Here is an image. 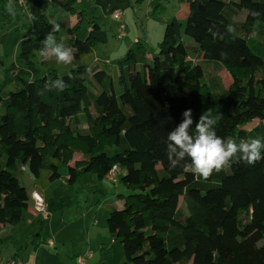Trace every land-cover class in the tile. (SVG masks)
Instances as JSON below:
<instances>
[{
    "label": "trees",
    "instance_id": "obj_1",
    "mask_svg": "<svg viewBox=\"0 0 264 264\" xmlns=\"http://www.w3.org/2000/svg\"><path fill=\"white\" fill-rule=\"evenodd\" d=\"M186 1L184 26L166 21L150 59L137 42L102 68L88 63L99 59L106 32L86 21L77 0H28L24 69L0 82V232L15 229L28 209L23 168L43 189L60 179L59 164L80 152L70 185L85 173L102 180L113 166L124 171L119 182L128 194L121 209L107 208L106 219L123 264H264V159L230 161L204 179L169 168L164 146L186 109L194 123L209 111L222 138L264 135V47L249 38L255 23L264 24V0ZM56 10L66 20L55 19ZM242 11L244 21L236 22ZM54 24L57 41L73 54L67 65L39 55ZM205 64L230 73L225 92L206 86ZM55 79L64 80V91L44 92ZM254 120L258 125L244 131Z\"/></svg>",
    "mask_w": 264,
    "mask_h": 264
},
{
    "label": "rangeland",
    "instance_id": "obj_2",
    "mask_svg": "<svg viewBox=\"0 0 264 264\" xmlns=\"http://www.w3.org/2000/svg\"><path fill=\"white\" fill-rule=\"evenodd\" d=\"M223 1L238 2V0ZM77 2L85 12L86 21L98 24L106 32L107 40L102 46L99 57V65L102 68L105 60L115 61L124 56L128 50V44L133 46L138 42L142 45L144 53L150 56L155 55L157 44L163 36L164 23L177 17L181 7L187 3L186 0H77ZM115 12H120L123 15L119 19L120 22L112 19ZM244 15L245 11L237 13L235 21L243 22ZM54 18L66 20L65 14L60 10H56ZM178 19L184 26V18L179 17ZM120 23L124 26L125 31V36L122 39L117 38L120 32L118 29ZM29 24L27 14L21 9L16 6H9L0 0V82L4 81L8 74L12 76L24 69V64L19 59V50L20 42L28 32ZM182 38L184 43H193L186 36H182ZM249 38L264 47V24L255 23ZM44 58L56 60L50 51ZM191 59L193 64L200 62L198 56H191ZM203 70L204 83L212 89L213 93L225 92L233 81L232 76L225 69H218L205 64ZM110 74L114 75L113 73ZM92 82H89V87L91 91H94V82ZM257 125L258 121L254 120L247 123L243 130L249 132ZM83 127L85 128V125L81 124L79 129L85 130ZM107 151L110 152L109 149ZM112 152L115 151L112 150ZM74 158L75 168L77 164L83 162V158L80 152H75L69 162ZM68 163L59 164L61 179L52 184L57 183L58 185L61 180L64 181L66 177H69ZM123 174L124 171L119 170L117 179L120 180ZM83 176H80L71 185L72 187L66 184L57 191L60 196L55 201V205L52 206L53 209L51 213L49 212L47 221L40 220L44 221L40 224L41 237L44 238L48 235V239H51L54 244L56 243L55 248H48V241L41 244V247H46L48 252L56 256L60 262L70 258L69 264H74L76 258L84 254L92 255V258L87 260L85 264H123L120 245L110 237L106 223L108 216H106V207L113 203L122 207L117 192H122L123 186L119 181L112 185L106 177L97 180L91 173H85ZM20 177V184L25 185L26 191L30 193L33 185L28 174L22 172L19 179ZM91 185H97L96 192H93ZM54 188L55 185L48 188V194L52 193ZM184 206V201L181 200L180 210H184ZM32 209L33 203L29 200L28 210ZM20 228L14 243H12L14 245L3 240L1 245V247L3 246V256H9L16 252L23 264H32L30 259H33V247L30 244V239L32 240L35 229L29 231L25 227ZM65 237L67 240L64 242ZM100 248H103L105 252L110 250V259L103 257L106 253H101ZM108 255L110 256V253Z\"/></svg>",
    "mask_w": 264,
    "mask_h": 264
},
{
    "label": "clouds",
    "instance_id": "obj_3",
    "mask_svg": "<svg viewBox=\"0 0 264 264\" xmlns=\"http://www.w3.org/2000/svg\"><path fill=\"white\" fill-rule=\"evenodd\" d=\"M58 31L59 25L54 24L41 41L39 55L44 57L50 51L57 63L67 65L73 54L71 49L57 41L54 33ZM227 31L233 32L234 29L229 26ZM53 89L63 92L64 80L55 79L45 83L43 91ZM181 116V121L168 131L164 140L169 168L180 167L186 173L206 179L214 170L220 171L230 161L252 165L264 159V135L257 134L236 142L217 135V121L209 111L203 112L195 123L191 109L183 111Z\"/></svg>",
    "mask_w": 264,
    "mask_h": 264
},
{
    "label": "crops",
    "instance_id": "obj_4",
    "mask_svg": "<svg viewBox=\"0 0 264 264\" xmlns=\"http://www.w3.org/2000/svg\"><path fill=\"white\" fill-rule=\"evenodd\" d=\"M2 1H4V2L7 3L6 0H2ZM9 6H16V5H9ZM16 7H18V6H16ZM18 9H20V8L18 7ZM187 12H188V4L186 3L185 6H182L181 7L180 13H179L178 16L180 18H184L185 19L186 18V15H187ZM178 16L175 17V18L178 19L179 18ZM244 18H245V15H244ZM70 21H71V23L74 24L75 23V18H70ZM190 45H192V44L190 43ZM129 46H130V44H128V48H129ZM145 56H146L147 59H150V57H151L148 54H146ZM106 61H108V60H105V63H106ZM99 62H100L99 59H94L91 62H89V65H91L92 63L99 64ZM85 128H86V126H85ZM85 128L83 127V129H85ZM74 160H75V158L72 159V161L68 163L69 164L68 166H69L70 169H73L74 168ZM23 172H26V171H23ZM59 174H60V172H59ZM28 176H29L30 182L33 185V189L30 191V193H28L27 191L26 192L30 195L32 192H38V190H39V192L42 191L43 192L44 201H45V206H46V209L47 208L49 209V210L47 209V211H48V215H50L51 210L53 209L52 206L55 205L54 204L55 201L58 200V197L60 196V195L57 194V191L59 189H61L63 186H65L66 184H68L67 183V180L69 179V177H66V179L64 181L61 180V183L58 182L59 183L58 185H57V183L56 184H51V185L45 184V186L42 189V188H40L38 186H35V184L33 182V179L30 177L29 174H28ZM60 179H61V175H60ZM20 180H21V177H20L19 181ZM54 185H55V188H54L53 192L50 193V194H48V188L54 187ZM68 185L71 186L70 184H68ZM23 186L25 187V185H23ZM91 187L93 188V192H96L97 191V188H98L97 185H91ZM122 192L121 191H118L117 194H119V196H120V200L119 201H121V204L123 206V198H124V195L127 194V191L125 190L124 187H123ZM110 206H113V207H115L118 210L122 208L121 206L118 207V205L116 203H113V204H111V205H109V206L106 207V216L108 214L107 208L110 207ZM40 220H41V218L38 217V216H35L33 214V211L32 210H28L27 209V211L23 214V217H22L21 221L16 225V228L15 229H13L10 226H3V227H1L0 236H1V239H2V243H3V240L9 241L10 244L14 243V241L16 239V235H17L18 231L21 229L20 227H25L26 230H29V231L31 229H35L34 230L35 234H33V236L36 235V234H38L39 236L38 237H35V238H33V236H32V240L30 239V244H32V247H33V249H32V251H33V259H30V260H32V264H69L70 258H68L66 261L60 262V260L56 256H54L53 254H50L48 252V250H47L46 247H41L42 246L41 244L46 243L48 241L49 243H52L53 244V247L52 248H55L54 246H55L56 243L54 244V242L51 241V239H48V237H47L48 235H46V237H44V238L41 237V229H40V226L41 225L40 224L42 222H44V221H40ZM66 240L67 239L65 237L64 238V242ZM56 241L58 242L57 237H56ZM12 245H14V244H12ZM48 248H50V247L48 246ZM2 249H3V246L0 247V262H7V261H11V260L16 259V258L19 259V257H18V255H17L16 252H13V254L12 255H9V256H3V250ZM100 250H101V253H106V254L103 255V257L105 259L111 257L110 250L108 252H105V250L103 248H100L99 251ZM16 251H17V248H16ZM108 253H110V256L108 255ZM91 258H92V256H91ZM91 258H89V259H91ZM89 259H87V260H89ZM19 260L22 263V260L21 259H19ZM122 261H123V259H122Z\"/></svg>",
    "mask_w": 264,
    "mask_h": 264
},
{
    "label": "built area",
    "instance_id": "obj_5",
    "mask_svg": "<svg viewBox=\"0 0 264 264\" xmlns=\"http://www.w3.org/2000/svg\"><path fill=\"white\" fill-rule=\"evenodd\" d=\"M9 5H16L18 6L21 11H23L25 14H28V0H6ZM122 13L115 12L112 16V19L114 21L120 22L119 19L122 17ZM118 29L120 30L117 38L122 39L125 36L124 26L120 23ZM24 171V168H23ZM119 169L116 166L111 167V169L106 174V178L112 185H115L118 183L117 179V172ZM30 200L33 203V214L35 216L40 217L42 220H46L48 218V211L45 206V201L43 197V192H32L30 194ZM49 247H53L52 243H48ZM91 254H84L83 256H78L74 262V264H85L87 259L91 258ZM0 264H22L19 259H13L11 261L7 262H0Z\"/></svg>",
    "mask_w": 264,
    "mask_h": 264
}]
</instances>
